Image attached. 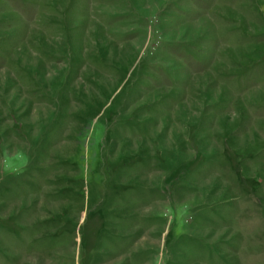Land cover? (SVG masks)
Returning <instances> with one entry per match:
<instances>
[{
    "label": "rangeland",
    "instance_id": "obj_1",
    "mask_svg": "<svg viewBox=\"0 0 264 264\" xmlns=\"http://www.w3.org/2000/svg\"><path fill=\"white\" fill-rule=\"evenodd\" d=\"M0 264H264V0H0Z\"/></svg>",
    "mask_w": 264,
    "mask_h": 264
}]
</instances>
